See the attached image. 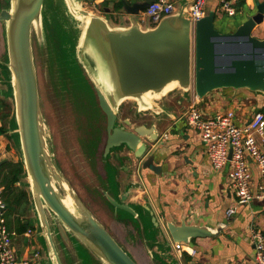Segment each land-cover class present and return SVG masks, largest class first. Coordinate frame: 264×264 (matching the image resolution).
Instances as JSON below:
<instances>
[{
  "label": "water",
  "instance_id": "1",
  "mask_svg": "<svg viewBox=\"0 0 264 264\" xmlns=\"http://www.w3.org/2000/svg\"><path fill=\"white\" fill-rule=\"evenodd\" d=\"M95 1L0 0V29L7 56L6 60L0 58V96L13 108L30 205L52 264H141L135 259L139 256L148 264H181L174 248L212 234L186 223H167L164 228L150 202L129 200L131 183L125 182L129 185L123 188L122 177L132 176L141 161L144 168H152L154 156L145 157L159 136L156 128L142 120L152 116L154 102L175 93H195L203 100L222 89L264 94V38L254 35L264 24V2L257 0V12L233 33L223 34L216 29L215 11L193 22L191 0H184L173 14L147 30L142 28L139 15L154 0L132 6L124 3L120 12L131 16L130 25L125 27L112 24L110 8L105 15L94 11L88 3ZM49 18L71 37V60L81 68L83 83H71L76 78L63 70L65 62L59 54L48 53L51 47L56 51L48 35ZM33 34L40 52L37 56ZM91 42L106 69L100 66L101 61L82 56ZM87 72L93 75L92 82ZM40 76L46 81L50 100L56 92L59 102L70 99L76 111L81 107L84 116L88 115L86 109L95 116V108L84 101L92 97L105 119L98 153L94 156L83 148L82 155L99 179L108 183V187L96 185L95 191L126 230L125 242L71 191L62 176L44 128ZM133 100L138 109L129 115L145 124L133 126L122 120L123 104ZM73 153L81 162L77 150Z\"/></svg>",
  "mask_w": 264,
  "mask_h": 264
},
{
  "label": "crops",
  "instance_id": "2",
  "mask_svg": "<svg viewBox=\"0 0 264 264\" xmlns=\"http://www.w3.org/2000/svg\"><path fill=\"white\" fill-rule=\"evenodd\" d=\"M105 1L107 6L104 12L95 10L90 6L91 3L88 5L103 15L107 14L106 9L110 8L112 24L125 27L130 25L131 16L120 12L123 4L132 6L143 0ZM173 1L177 10L184 0ZM238 1L234 0L235 8ZM262 2L264 0H259V3ZM257 3V0H246L242 8L236 9L237 14L229 17L222 11L219 0H208L206 11L207 14L215 11L216 29L223 34H230L236 31L249 15L257 12ZM117 7L120 9H116ZM139 20L142 28L146 30L156 25L146 16L145 11L139 15ZM254 35L264 38V24L256 29ZM0 58H7L1 29ZM0 100L4 99L0 96ZM194 102L199 103L201 111L207 116L233 111L236 123L240 126L246 125L255 112L264 114V94L249 90L222 89L210 93L203 100L195 93H175L154 102V112L149 114L152 116L142 120L148 127L156 128L159 136L158 140L151 142L145 157L146 159L154 156L152 168H144L142 161L138 164L135 162L136 171L132 170V176L122 177L123 188H128L129 184L126 186L125 182L131 183L129 200L135 203L150 202L164 228L167 223L176 226L186 223L189 226L206 228L212 234L193 239L191 245L174 248L175 256L181 264H257L251 231H264V195L258 197L261 193L259 173L251 163L254 200L249 205L239 206L236 214L228 217L227 210L237 205L229 179L230 168L227 166L221 171L215 170L200 135L186 124L185 112ZM123 105L121 118L124 122L128 120L133 126L145 124L129 115L138 109L137 101H129ZM1 117L0 113V128L4 124ZM4 122L6 132L0 134V162H5L0 164V174L6 172V167H2L7 163H22L21 151L15 137L13 108ZM17 185L28 192L23 175ZM6 219L9 229L16 233L13 246L20 256L37 252L39 259L32 264H52L38 228L35 211L30 204L25 215H9L7 208ZM23 223L31 227L24 229ZM29 230L32 234H27ZM184 254L188 255L187 259L183 258Z\"/></svg>",
  "mask_w": 264,
  "mask_h": 264
},
{
  "label": "built area",
  "instance_id": "3",
  "mask_svg": "<svg viewBox=\"0 0 264 264\" xmlns=\"http://www.w3.org/2000/svg\"><path fill=\"white\" fill-rule=\"evenodd\" d=\"M191 1L189 11L193 22H196L207 15L208 0ZM219 2L227 16L234 17L237 14L234 0H219ZM175 11L173 0H154L145 10V14L158 24L163 17ZM184 117L186 124L200 135L214 169L221 171L227 166L230 168L229 179L237 205L227 210V216H234L239 206L249 205L254 200L251 163L256 167L260 177L259 191L261 193L258 197H263L264 114L255 112L246 125L240 126L236 123L233 111L207 116L201 111L199 103L194 102L185 112ZM4 191V186L0 184V264H32L39 259V253L32 252L27 256H20L13 246L16 233L12 232L7 224ZM27 234H32V231L29 230ZM251 239L257 264H264V231L252 229Z\"/></svg>",
  "mask_w": 264,
  "mask_h": 264
},
{
  "label": "rangeland",
  "instance_id": "4",
  "mask_svg": "<svg viewBox=\"0 0 264 264\" xmlns=\"http://www.w3.org/2000/svg\"><path fill=\"white\" fill-rule=\"evenodd\" d=\"M47 25L49 29L48 35L50 39L55 42L56 49V51H54V49L52 50L51 47L47 50L48 53L51 54L52 52H57V55L59 54L60 59L62 58V61L65 62L64 67H62L63 70L67 73H71V75L76 78L71 80V83L72 81L76 84L83 83L84 81H81L82 75L79 71L81 68L76 67L71 60L72 53L69 49L71 46V37L61 29L60 24L54 18H49ZM33 45L34 54L37 56L40 52L36 48L37 44L35 34H33ZM82 56H87L100 64V54L93 42H91V48L89 46V49L87 47L84 51H82ZM101 63L103 64L102 61ZM100 66L103 69H106L104 64L103 66ZM87 74L89 80L92 82L94 79L93 75L88 72ZM40 84L41 96L44 104V128L46 130L47 137L53 144V152L60 164L59 166H61L60 168L62 176L69 183L71 191L81 198L83 202L91 209L94 215L97 216L101 221L105 222L111 231L117 235L121 241L125 242L124 239H127L128 236L125 233L126 230L119 225L117 220H115L116 214L112 208L105 202L103 198L96 194L95 191L96 185H101L103 187L105 185L108 187V183L102 182L99 179V177L94 173V167L88 166L84 161L86 158L82 155L83 148L94 156H96L98 153L100 148L99 145L102 139L101 127H104L105 119L103 118L99 109L95 106L92 97H85L84 101L87 103V105L90 103L92 104L97 115L94 116L93 112L86 109L88 115L84 116V114H81V112H83L82 108L80 107V109L78 108L79 111H76L74 106L70 104V99H64V103L59 102V94L56 92L53 93V101L52 98L50 100L48 95H46V81L41 76ZM90 108L92 110V107ZM88 116H90V118ZM99 119L101 124H99ZM91 137L92 140L90 142L87 141L83 143V140L85 141L87 138ZM73 150H77L78 154L80 155L81 162L76 160ZM112 163L115 165L119 164L117 161H112ZM108 168L111 169L110 166H108ZM96 172L98 175L100 174L98 170ZM94 178L96 182H94ZM136 237L138 236L135 235V238ZM138 246H140V244H138ZM135 259L141 264H148L147 262H144V258L142 256L137 258L135 257Z\"/></svg>",
  "mask_w": 264,
  "mask_h": 264
},
{
  "label": "trees",
  "instance_id": "5",
  "mask_svg": "<svg viewBox=\"0 0 264 264\" xmlns=\"http://www.w3.org/2000/svg\"><path fill=\"white\" fill-rule=\"evenodd\" d=\"M246 0H239L236 9L242 8L245 4ZM95 10L104 12L105 6H107V1L105 0H96L91 3V5ZM116 9H120L117 7ZM12 112V105L7 100H0V113L2 115V128H0V134L6 132V124L5 120L10 116ZM6 167V172L0 174V184L4 186V199L7 204L8 213L16 215H25L27 212V208L30 204L29 193L19 187L17 184L21 180V176L24 173V165L23 163H13L9 162L2 168ZM1 168V170H2ZM24 229H29L31 226L22 224ZM194 240H192L191 244ZM190 244V245H191ZM188 255L184 254L183 258L187 259Z\"/></svg>",
  "mask_w": 264,
  "mask_h": 264
}]
</instances>
